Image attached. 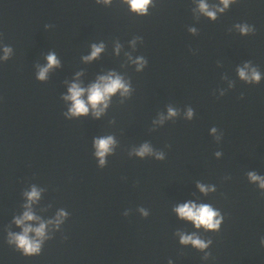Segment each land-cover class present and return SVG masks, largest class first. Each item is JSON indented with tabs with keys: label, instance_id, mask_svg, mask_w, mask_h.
<instances>
[{
	"label": "water",
	"instance_id": "95a60500",
	"mask_svg": "<svg viewBox=\"0 0 264 264\" xmlns=\"http://www.w3.org/2000/svg\"><path fill=\"white\" fill-rule=\"evenodd\" d=\"M194 7V0H156L141 17L120 0L110 7L95 0H0V46L13 48L0 63V264H264V192L246 175H264V80L245 84L235 71L251 61L264 72V2L238 0L214 22L197 19ZM245 22L254 34L230 31ZM136 36L143 42L133 51L129 41ZM101 41L100 58L84 63L90 45ZM49 52L61 66L37 81ZM125 53L144 56V71L136 72ZM110 70L131 80V98L121 103L117 94L99 119H65L62 97L75 74L83 72L87 86ZM168 105L181 112L191 106L195 116L154 126ZM212 127L223 133L219 143ZM110 134L118 147L99 168L92 140ZM145 142L166 159L129 156ZM197 181L214 184L216 192L201 195ZM31 185L43 189L37 215L47 220L63 208L69 217L39 256L25 257L6 243V231H20L12 221ZM187 200L224 215L219 232L197 233L212 240L207 259L175 236L197 231L172 211Z\"/></svg>",
	"mask_w": 264,
	"mask_h": 264
},
{
	"label": "clouds",
	"instance_id": "9594fccd",
	"mask_svg": "<svg viewBox=\"0 0 264 264\" xmlns=\"http://www.w3.org/2000/svg\"><path fill=\"white\" fill-rule=\"evenodd\" d=\"M114 0H95L97 5L110 7ZM264 2V0H262ZM120 3L127 6L130 13L136 16L149 15L150 8L155 6L156 0H120ZM238 3V0H216L215 4H210L208 0H194L195 7L193 15L197 17L203 16L210 21H216L219 16L226 13L233 4ZM50 25H46V28ZM236 31L241 36L254 34L256 29L248 23H236L230 31ZM188 32L193 36L198 34V29L194 26L188 28ZM142 37L136 36L129 41L133 51L136 50L137 43H142ZM123 45L117 40L114 42V53L119 56ZM105 51V43H92L88 55L81 57L84 63H91L100 58ZM13 54V48L8 45L0 46V63L6 62ZM128 63L134 66L136 72H143L148 65V61L144 56L133 58L131 53H125ZM46 63L37 66L35 78L37 81L45 82L48 79V74L53 68L61 66L60 60L55 52H49L45 57ZM218 66H220L218 64ZM237 78L245 84L253 85L260 84L264 80V72H261L258 66L251 61H245L237 65ZM83 72H77L72 82L68 83L67 92L62 99L67 104V110L63 116L67 120L80 119L91 116L94 119H99L104 116L112 104V98L117 94L121 98V103L131 98L134 89L130 79H126L123 75L115 70H110L106 74L97 76L95 81L84 86L80 77ZM223 79L227 80V76ZM235 86L234 81H228V89ZM226 89H219V95L224 96ZM183 116V119L191 121L195 116V110L188 106L183 112L181 109L168 105L165 113H160L158 118L153 120V125L163 126L167 121H174L178 117ZM110 124H115V121H110ZM156 130L155 127L152 129ZM216 142L219 143L223 138V133L219 132L216 127L210 129ZM93 156L98 158L97 166L104 168L107 165V157L115 154L118 147V141L115 135H105L93 137L92 140ZM223 153L215 152V157L220 159ZM129 156H135L141 160L147 157H154L157 161L166 159L165 151H156L150 143L145 142L138 147H135L129 152ZM248 182L258 187L261 192H264V175H260L256 171L247 172ZM196 188L203 196H208L210 193L216 192L214 184H206L200 181L196 182ZM43 189L36 185H31L29 189L23 192L25 203L22 205L23 212L20 215L13 217V223L20 228L19 232L11 230L6 231V243L20 252L25 257L39 256L43 250L45 243L54 238L57 232L62 230L69 217V212L65 209H59L55 216L47 220L37 215L34 211V206L39 204ZM142 217L147 218L149 211L140 207L137 209ZM172 211L177 218L190 222L197 230L192 233H184L177 231L175 236L179 238V244L182 246H192L193 248L204 252V259H207L211 253L206 251L212 245L211 239H202L197 233L200 229L205 232H219L224 222V215L210 203H197L195 200H187L183 203L175 205ZM125 216L128 212L124 213ZM260 245L264 247V237L260 239ZM168 264H174V261L169 259Z\"/></svg>",
	"mask_w": 264,
	"mask_h": 264
}]
</instances>
